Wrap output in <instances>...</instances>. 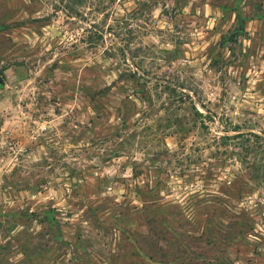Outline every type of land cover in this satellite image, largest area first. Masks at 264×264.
Instances as JSON below:
<instances>
[{"label":"rangeland","instance_id":"obj_1","mask_svg":"<svg viewBox=\"0 0 264 264\" xmlns=\"http://www.w3.org/2000/svg\"><path fill=\"white\" fill-rule=\"evenodd\" d=\"M0 74V264H264V0H0Z\"/></svg>","mask_w":264,"mask_h":264},{"label":"water","instance_id":"obj_2","mask_svg":"<svg viewBox=\"0 0 264 264\" xmlns=\"http://www.w3.org/2000/svg\"><path fill=\"white\" fill-rule=\"evenodd\" d=\"M235 37V36H233ZM5 85V80L3 78V76L0 74V88L3 87Z\"/></svg>","mask_w":264,"mask_h":264},{"label":"trees","instance_id":"obj_3","mask_svg":"<svg viewBox=\"0 0 264 264\" xmlns=\"http://www.w3.org/2000/svg\"><path fill=\"white\" fill-rule=\"evenodd\" d=\"M2 75V74H1Z\"/></svg>","mask_w":264,"mask_h":264}]
</instances>
